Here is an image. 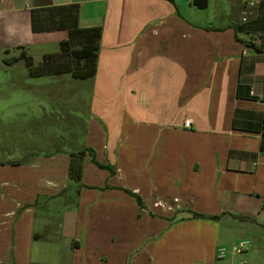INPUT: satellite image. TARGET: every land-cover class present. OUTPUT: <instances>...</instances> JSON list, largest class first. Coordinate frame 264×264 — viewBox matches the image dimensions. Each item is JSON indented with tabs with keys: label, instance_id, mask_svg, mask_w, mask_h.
<instances>
[{
	"label": "crops",
	"instance_id": "1",
	"mask_svg": "<svg viewBox=\"0 0 264 264\" xmlns=\"http://www.w3.org/2000/svg\"><path fill=\"white\" fill-rule=\"evenodd\" d=\"M74 4L102 29L77 147L116 173L86 156L80 188L64 150L0 163V264H242L231 229L264 215V49L234 28H264V0H209L208 18L189 0H0V69L58 53L68 33H34L33 11Z\"/></svg>",
	"mask_w": 264,
	"mask_h": 264
},
{
	"label": "rangeland",
	"instance_id": "2",
	"mask_svg": "<svg viewBox=\"0 0 264 264\" xmlns=\"http://www.w3.org/2000/svg\"><path fill=\"white\" fill-rule=\"evenodd\" d=\"M196 10L202 18L210 14L204 11L206 9ZM34 49L35 56L39 57L42 51H58L59 47L48 42L35 45ZM20 74L21 71L0 69V163L29 161L64 150L70 154V164L71 154L83 150H79L78 143L86 145L87 113L93 97L91 83L73 79L68 74L31 76L29 71L27 76ZM261 225H264V215L254 222L235 223L231 229L232 245L249 242L248 251L241 254L248 264H264V228ZM54 257H48L47 261ZM63 261L68 264L67 260Z\"/></svg>",
	"mask_w": 264,
	"mask_h": 264
},
{
	"label": "trees",
	"instance_id": "3",
	"mask_svg": "<svg viewBox=\"0 0 264 264\" xmlns=\"http://www.w3.org/2000/svg\"><path fill=\"white\" fill-rule=\"evenodd\" d=\"M192 4L197 9H206L209 5V0H192ZM80 9L79 5L68 6H49L33 11L32 30L34 33H49L66 31L68 39L60 43V50L58 53L47 54L43 56L39 64H34L28 58L27 68L31 76H47V75H64L68 74L76 80H89L96 76L98 59L100 54V42L102 37V29L100 27H93L82 29L79 26ZM254 22L247 19L235 26V34L257 33L261 40L260 47L264 49V28L254 27ZM264 25V24H263ZM254 33V34H255ZM249 43V42H248ZM52 65V69L47 68ZM47 68L45 70L44 68ZM264 150V146H263ZM68 168V177L72 182H76L81 188L82 173H83V159L89 156L91 161L102 169H108L114 176L116 171L109 166H101L95 160L94 151L89 148H84L78 154H71ZM78 158V160H76ZM139 203L142 204L140 198L131 192ZM192 217H204L199 214H192Z\"/></svg>",
	"mask_w": 264,
	"mask_h": 264
},
{
	"label": "built area",
	"instance_id": "4",
	"mask_svg": "<svg viewBox=\"0 0 264 264\" xmlns=\"http://www.w3.org/2000/svg\"><path fill=\"white\" fill-rule=\"evenodd\" d=\"M192 1V0H189ZM262 3V0H248V8L250 10H253L255 8H258ZM251 15V12L247 13L246 16L242 19L243 22H246L248 17ZM251 97L255 98L258 101H263L264 103V96L262 95H256L254 91L250 92ZM191 120H186L184 123V128L189 129L191 127ZM249 242L248 241H241L238 245H235L232 247L231 251L234 253H245L248 251ZM225 251V250H223ZM242 264H245L243 262Z\"/></svg>",
	"mask_w": 264,
	"mask_h": 264
}]
</instances>
